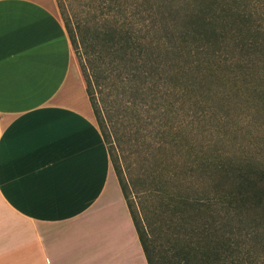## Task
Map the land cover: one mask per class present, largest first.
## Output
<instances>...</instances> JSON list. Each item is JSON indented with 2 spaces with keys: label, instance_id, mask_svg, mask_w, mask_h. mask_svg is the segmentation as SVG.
<instances>
[{
  "label": "trees",
  "instance_id": "16d2710c",
  "mask_svg": "<svg viewBox=\"0 0 264 264\" xmlns=\"http://www.w3.org/2000/svg\"><path fill=\"white\" fill-rule=\"evenodd\" d=\"M59 2L148 264H264V166L193 149L160 190L140 182L139 207L108 147L114 118L136 146L181 148L165 119L182 124L189 104L194 125L216 98L264 100V0H95L76 28Z\"/></svg>",
  "mask_w": 264,
  "mask_h": 264
},
{
  "label": "crops",
  "instance_id": "0c3cea01",
  "mask_svg": "<svg viewBox=\"0 0 264 264\" xmlns=\"http://www.w3.org/2000/svg\"><path fill=\"white\" fill-rule=\"evenodd\" d=\"M0 264H148L55 0H0Z\"/></svg>",
  "mask_w": 264,
  "mask_h": 264
},
{
  "label": "rangeland",
  "instance_id": "374dc122",
  "mask_svg": "<svg viewBox=\"0 0 264 264\" xmlns=\"http://www.w3.org/2000/svg\"><path fill=\"white\" fill-rule=\"evenodd\" d=\"M62 2L74 28L77 27L80 18L85 16V12L95 5V0H62ZM55 6L64 20L65 15L59 0H55ZM73 53L79 65V56L74 49ZM262 84L264 85V81ZM231 95L233 98L226 104H222L216 98L211 104L215 108L214 112L195 122L194 125H190V120L192 122L196 114H201L202 109L191 107L190 104L182 124L176 123L172 117L165 119L169 128L175 127L170 133L176 132V129L182 131L181 148L165 146L160 138L154 136H150L145 145L136 146L133 141L134 131L129 123L123 124L117 118L113 120L114 125L108 121V147L112 151L114 162L120 166L124 178L131 186L132 201H136L141 207L143 196L140 194L142 190L140 182L144 179L149 186L158 191L172 179L173 173L182 176L181 173L186 172L187 165L192 160V157L188 158V156L189 153L194 152L193 149L196 152L202 150L208 153L214 152L224 158L247 157L254 163L264 166V100L260 101L254 94L257 103L253 101V95L246 96L250 101ZM112 164L117 175L114 163ZM152 201L153 199L146 202V206H150V209L158 204L159 200Z\"/></svg>",
  "mask_w": 264,
  "mask_h": 264
}]
</instances>
